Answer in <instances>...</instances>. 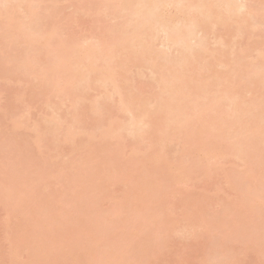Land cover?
I'll return each mask as SVG.
<instances>
[{
	"label": "rangeland",
	"instance_id": "obj_1",
	"mask_svg": "<svg viewBox=\"0 0 264 264\" xmlns=\"http://www.w3.org/2000/svg\"><path fill=\"white\" fill-rule=\"evenodd\" d=\"M36 1L37 12L45 8L40 13L43 22L39 23L48 38L44 42L36 38L41 45L47 43V46L43 44L44 47L36 39L24 42V36L16 28L20 25L11 26L12 20H16L15 23L23 20L19 18H24L26 10L19 12L20 9H27V4L25 7L23 0H0V5L5 2L9 4L5 7L10 6L6 7L4 15L10 18L9 21L5 18V23L0 22V264H264V144L257 143V138H251L242 147L243 152L235 156L232 147H225L224 143L235 142L233 134L229 141L225 136L229 130H236L237 125H230L229 119V125H220L223 133L219 131L216 134L213 130L215 135H212L208 133L209 128H213V125L210 126L212 121L206 117L211 111H214L212 115L216 113L220 116L218 112L226 110L228 102L224 100L225 96H239L238 102L243 105L264 101L259 85L238 86L240 78L233 74L239 69L235 66L237 63L246 66L251 59L255 64L264 60V0H250L251 4H257H252L257 10H261L257 14L259 20L254 19V22L261 23L259 29L258 26L251 29L254 23L251 18L246 24L251 23L252 26L242 31L244 22L239 21H244V13L239 16L243 17L242 20L236 16L234 20L237 22L230 21L231 24L226 27L218 23L224 28L218 27L214 32H210L212 28L209 25V33L204 32L208 52H203L202 58L194 54L199 61L192 63L193 66L185 65L182 73L174 76L177 79L184 74V81L191 79L192 84V78L203 74L199 84L201 90L198 96L192 95L191 99L199 103L192 107L193 114H197L198 119L205 116L204 122L203 119L193 120L195 116L190 112L191 106L185 104L190 95L181 106V109H190L186 112L193 115L190 123L187 121L191 115H185L188 120L179 125L173 124L163 114L151 112L152 96L159 91L150 80L151 63L153 60L159 62L158 74L173 73L169 59L173 55L175 58L177 51L171 50V45L166 42L160 44L159 40V44L150 49L129 45L125 50H119L113 63H116L117 75L123 72L117 82L122 88L121 93L126 98L132 96L149 100L152 105L148 106L152 109L147 111L148 117L144 122H150V126L143 130H146L143 139L134 142L130 135L128 137L123 133L125 140H120L119 144H114L115 140H112L114 145H111L110 138L104 139L108 140L107 143L95 140L86 145V139H82L86 135L83 136L80 131L90 129L87 132L94 133L91 129L97 125L94 121L97 118L90 115L88 108L92 101L88 103V100L94 102L102 89H87V93L82 90L84 94L75 96L78 92L73 94L74 85L62 80L59 84L61 88L58 87L63 88L65 95L63 91L56 95L53 86H44L52 76H49L50 73L45 72L47 76L43 73L41 76L40 71V74L36 72L38 79H34V74L31 77L32 72L27 74L24 69L28 65H32L29 69L32 71L48 69L45 67L53 57L55 44L60 43H56L58 41L63 45L78 43L81 45L80 52L84 54L82 48L110 39L111 33L120 31L121 17H117L118 22H115V15L112 17L110 14H113L109 13L113 11L112 4L104 0ZM250 2L246 1L248 5H251ZM168 10L165 11H173L172 8ZM18 19L20 21L17 22ZM0 20L3 22L4 19L1 17ZM232 22L241 24L242 34L238 33L239 28L236 30L238 25ZM201 36L202 33L196 37L200 39ZM218 38L223 45H220V40L215 45L214 41ZM37 45L43 50L40 48L39 51ZM190 45L193 48L194 44ZM25 49L31 52L27 53ZM31 49L36 50L32 53ZM149 50L158 56H146L145 52ZM239 51L245 52L247 57L237 58L242 54ZM259 51L260 55L257 54ZM211 52H214L213 57ZM163 54L167 55H164L166 58L159 57ZM15 59L26 64V68L19 69ZM43 77L46 81L41 80ZM222 77L226 82H220ZM65 90L71 94H66ZM202 95L206 99L203 105L199 102ZM79 96H82L81 102L79 100L76 106H71L70 103ZM83 96L86 97L84 101L88 100L84 102ZM118 99L116 95L114 103L111 105L110 102L113 111L109 106L111 113H107L104 119L107 129L110 125L117 126L116 118H128L123 113H117L115 104ZM59 103L65 104H61L60 115L67 114L64 120L70 118H67L66 125L63 124V129L54 132L55 136L52 134L55 138L51 139V133L48 135L39 131L42 127L44 129L43 122L51 113L47 105L57 108ZM174 106L170 108L177 109ZM207 106L215 110L203 113ZM261 109L264 111V105ZM68 110L70 115L66 113ZM258 111L254 110L256 114ZM82 113L79 122L84 121L85 124L78 126L79 131L75 129L78 135L82 133L79 135L81 138L76 134L74 142L59 138L72 124L71 115ZM258 118L255 115L251 119V133H258V126H254L255 122L259 123ZM58 139L62 141L58 142ZM81 139L86 146L81 144ZM147 140L162 144L161 155L154 162H149L153 159H148L149 155L145 159L142 153L147 150L148 144L150 147ZM203 146L213 149L215 156L210 159L203 156L200 153L205 150ZM149 152L151 154L150 150L147 154ZM156 162L158 166L152 164Z\"/></svg>",
	"mask_w": 264,
	"mask_h": 264
},
{
	"label": "bare ground",
	"instance_id": "obj_2",
	"mask_svg": "<svg viewBox=\"0 0 264 264\" xmlns=\"http://www.w3.org/2000/svg\"><path fill=\"white\" fill-rule=\"evenodd\" d=\"M104 1L110 2L112 4L113 8L111 10H113V11H110L109 13H112L113 15L110 14V16L114 17V15H115V19L117 17L118 18L121 17L119 19L121 21V22L119 21V24L121 26V28H120L121 30L114 32V33H111L109 37L107 36L108 38L111 37L110 39L106 38L107 40L105 39L102 42L99 41L97 44H94V46H91L89 48L88 47L82 48L81 51L84 50L85 55L80 52V48H81L80 44L74 42L75 44L71 43V45H69V44L63 45L64 43L62 44L61 41H58L56 43H59V42L60 43L58 45L55 44L56 47H54V50H53V53H54L52 55L53 57H51L50 61L47 62V66L45 68L48 67V69H45V70H37V71L29 70L32 68V65H28L29 67L26 68V66H25L26 64L24 65L21 60L18 61L17 59H15L17 66L19 65L18 66L19 69L26 68V69H24L26 71H24V70L23 71L27 74H30L32 72L30 74V76L32 74H34V75H32L33 77H35L34 79H36V78L38 79V77H36V76H37V74H40V72H41V76H42V73L43 74L45 72L50 73L49 76H51V75L52 76L49 77L50 78L49 82L46 83L45 85H44V83H45L44 82L43 85L45 87L53 86L52 89L54 92H56L55 93L56 95H60V93L64 92L63 88L59 89V87H58V86H60L59 84L62 80L66 81L68 84L70 83V84L74 85L75 89H73L74 93L73 92L72 93L75 94L76 92H78V94H75V96L84 94V93H82V90L86 91V93H87L88 92L87 89L93 90L95 87L96 88L94 90H96L97 88H98V90L99 89L103 90V91L102 90L100 91V92H102L99 94L100 96L99 95L96 96V98H98V97L99 98L98 99L95 98L94 102H93V100H88V98L85 100V101L88 100V103L90 101H92L89 103V105L91 103L92 104H91V107L88 108V111H90L91 114L90 113L89 114L91 116H96L95 118H97L96 120H94L95 122L97 121L96 122L97 125H95V127H93V129H91L94 132L93 134L91 132H89V133L87 132L90 129H88L86 131H85V129H84V131H82V129L80 130L83 133V136H84V134L87 136V137L85 136L84 138L82 137L83 140L84 139L87 140L88 143L86 142V140L84 141L86 143V145H88L90 143V141L94 142L95 140H99L100 142L101 141L106 142V141H108V140L104 141V139H106V138L107 139L110 138L109 140H111L110 141L111 145H114L116 143L119 144L120 140H121V142H123V139L125 140V138H123L124 136H122L123 133H125L126 136H128V137L131 136V138H133L132 141L136 142V140H137V142H138L139 139L144 138V134H145L144 132L150 126V122H144V121L148 117L147 111L152 109V106H153L154 110L152 109L151 112L153 114H157V115L163 114L166 119L167 118L171 119L173 124L182 125L184 120L187 121L188 120L187 118H189L190 115H191V117L189 118L190 121L189 120L187 121L188 123H190L196 119L197 120L203 119V122H204V120L206 121L205 118L208 116L210 119L207 117V120L210 122L212 121V123L209 122L210 126L213 125V128L212 127L209 128L208 133L209 134L211 133L212 135L213 134L215 135V133L217 134V132L219 133V131L222 130L221 126H223L225 124L229 125V122H230V125L231 124L233 125V123L236 124L237 126L236 125H234V126H236L237 129L234 131L229 130L230 134L227 133L225 136L226 139L228 138L227 141H229V139L232 138L231 134H233V138H235L234 139L235 142L233 144H229V142H226L225 141L226 139H224V141L226 143V144L224 143L225 147H227V146L232 147L231 151L235 152V154H236L235 156H238L241 152H243L242 147L245 145V143L249 139L251 140V138H257L259 140L257 143L264 144V138H263V136H264V130H263L264 129V111L261 109V107L264 105V101H261V102L255 101V103L250 102V104L246 103L243 105V104H241L240 101L238 102L239 96H235V97L234 96L233 97L225 96L224 100L226 102H228L227 103L228 109L227 108H225V109L229 113L226 110H222L223 107H221V110L224 111L223 112L224 114L222 113V111H220V112H218V113H220V116H219V114L217 115L216 113H214L215 115H212L211 113H213L214 111H211V110H215L214 107H212L213 109L212 108L210 109V107L207 106L209 109L208 108H207L208 110L203 109V113L207 112V111L209 112V110H210L211 111V113L209 112L210 115H206V117L204 116V117H200V119H198L199 117H196L198 115L195 112L194 113L196 115L193 114L192 107L198 106L199 103H198V100L196 101L193 98L191 99V96L195 95V94H197V96H198V94H199L198 92L201 90V88L199 87L200 79L203 78V76H202L203 74H201V75L198 74V77L195 79L192 78V82H193L192 84L190 81L191 79L186 80V81H190L189 83L184 81V74L181 77L177 76L178 77L177 79L174 78L175 75H180L182 73L185 65L193 66L192 63L199 61V59H197L198 57L199 58L203 57V52L204 53L208 52V47H206V45H208V43L205 44L206 43V39H205L206 37L204 35L206 33L204 34V32L206 31L207 33H209L208 31L211 30L209 28L210 26L213 30V31L211 30L210 32H214L216 28L218 29V27H220V25H223L226 27L227 24H231L230 21H236L237 22V20H234V18L237 19L236 16H238V18H239V16L242 15L243 13L246 14L245 19H243V17L239 18L240 20H242V19L244 20V21H239L240 23L244 22L243 29L245 27H246L245 29H248L249 26L250 27L252 26V25H250L251 23L246 24V23H248L247 21L252 20V19H253V22H254V19L259 20L257 14L261 10H257L254 7L256 4L255 2H253L255 4L252 5L253 3L251 4L250 0H104ZM246 1H249L251 5H248V3H246ZM23 2H24L23 4H25V3L27 4V9L25 8V9H23L24 10L23 11L22 9L19 8L21 10L19 13H21V12L23 13L26 10V12H25L26 15L24 14V18H23V16L19 18V19H21V18L23 19L20 23L18 22V21H20L19 19L17 20L18 23L14 22L16 20H12L13 22L10 20L12 22V23L10 22L11 26H12V24H13V27H16L15 26L16 24L20 25L19 27H16V28L18 30H20V32L24 36V37H22L23 39H25L24 42L30 41L31 39L35 40L36 38L40 42L46 41L47 40L46 38H48V37L45 35L44 30H42L43 26L41 24L43 22L42 21L43 18L40 14L42 11L45 10V8H43L44 9L43 10L42 7L40 6L41 5V3H40L39 6H40V9H42V11L39 10L37 7V9L40 11V12H37L36 6H38V5H36V3H38V1H36V0H30V1L29 0H26V1L23 0ZM6 4H8V3H6ZM6 4L4 2V4H2V5L4 6ZM17 4H18V2H17ZM26 4H25V7H26ZM2 5H0V7H1L0 9L1 10L5 9V10H3L4 12L0 10L1 11L0 15L3 14L2 16H0V18L2 17V20L3 19L4 20H3V22L0 20V22L3 24V23H5V18L8 21L10 19L9 17L4 16V15H6L5 14V11H7L6 9L9 8L10 6L9 7L6 6L7 8L4 6L5 8H3ZM169 8H170V11H171V8L173 11L168 12ZM166 9L168 10L167 11L168 13L165 11ZM263 10H262V12H263ZM116 11L120 12V14H122V16H119L120 14L117 13ZM6 13H9V12H6ZM170 13H171V15L169 16ZM117 14H119V15L116 16ZM10 15H12V14H10ZM41 18H42V20H41ZM208 18H210V19H208ZM213 18H215V19H213ZM216 18H218L219 20L221 19V21H219L218 19L216 20ZM117 20L118 19H116L114 21L118 22ZM39 21H41V24L39 23ZM213 22H215L216 24L215 23L213 24ZM239 22H238V24L235 22L234 23L232 22L234 25L235 24L238 25L236 27V30H237V28L241 27V24L239 26ZM256 22H258V21H255L253 23V26L251 27L252 30L256 29V26H258L257 29H259V27H261V23L259 24ZM116 24H118V23H116ZM224 24H226V25H224ZM215 25L217 27H215ZM246 25H248V26H246ZM223 26H221L220 28H224ZM253 27H255V28H253ZM245 29L242 30V28H241L240 30H237V31L239 33L241 30L245 31ZM42 32H44V33H42ZM198 32L200 34L202 33L203 36H201V37H203V38L200 37V39H203V40H200L199 38L196 37V36H198V37L200 36V34ZM241 32H240V34H242ZM42 35H44L45 37ZM43 37H44V40H42ZM37 39H36V42H38V44H39L40 42ZM219 40H220V42H219ZM191 41H194V42L191 43ZM195 41H197V43ZM221 41L222 40L220 38H218L214 41V43L216 42L215 45L219 44V43H220V45H223V44H221V43H223ZM24 42L22 44H25ZM158 42H160V44L166 42L165 44L168 43L169 46L171 45V50L173 49L174 51H177L175 58L173 57L174 56L173 55L172 56L173 60L169 59V61H170L169 66H170V68L173 69L174 72L173 73L160 72L158 74L157 73V71H158L157 66H158L159 62L158 61L155 62L153 60L151 63L152 69L150 70V73L152 76L150 77V80L153 81L154 84L156 85V86L154 85V87L159 90L158 93H156L154 96H152L153 101L151 103L153 105L150 102H148L149 100L147 101L144 99H137V98H134L132 96L130 98L124 97V95L121 93L122 92L121 86H119V84H117L118 80L121 78V76H123V72H121L122 74L117 75L116 63H113L114 62L113 60H115L118 51L123 50V49L125 50L129 45H132V46L137 47V48H143V47L152 48V46H155L156 43L159 44ZM189 42L191 43V45L194 44V46L193 45L191 46L189 44ZM45 43H43V44L47 46V43L46 44ZM43 44L41 45V43H40V45L44 47ZM40 45L39 46L37 45L39 48V51H41V49L43 50V48L40 47ZM188 45H190L193 48H190ZM169 46H167V48ZM167 48H165V49H167ZM194 48H196L195 50L198 53L195 52V50H193ZM205 48L207 50H205ZM199 49H200V51H199ZM31 50L33 53V52H35L34 50H36V49H34V50L31 49ZM191 50L193 51V53H191L192 52ZM29 51L30 50H28V51L26 50L27 53H29ZM189 51H191V52H189ZM241 51H243V49ZM241 51H239V52L242 53ZM0 53H2V51ZM172 53H173V51H172ZM190 53H191V55H190ZM213 53L211 55L212 57H213ZM244 53L241 54L242 56L237 55L238 57L237 56L236 57L237 58L240 57V59H242L241 57L246 56V54H244ZM259 53H260V51L257 54H259ZM194 54L197 55V58H196V56H194ZM232 54L234 56L235 53L232 52L231 55ZM75 55L76 56L78 55V57L81 56L80 59L78 57H76ZM145 55L150 56V57L158 56L153 51H150V50H149V52L146 51ZM164 55L165 54L159 55V57L166 58L165 56H167V55H165V56ZM215 55L216 54H214V57H215ZM146 59L148 60L149 58H146ZM129 60L132 61V58H129ZM129 60L127 59L126 62H128ZM10 61H8V62H10ZM253 61L251 59L248 62L247 65L251 64V62H252V64H251L252 66L249 65V67L246 64H245L246 66H244V64H242V63H241L242 67L238 63L235 65V66H238L239 69H236L233 74L234 75L236 74L240 78V81L236 85H238V86H241V85H245V86L246 85H250V86L259 85L262 88V89L260 88L261 93L264 94V60H262L263 62L260 61L259 64L256 62L257 65L254 63L255 61L254 62ZM222 64H221V66L226 67L225 65H222ZM254 64H255V66H254ZM20 66H21V68H20ZM174 66H176L177 68H175ZM27 70H29V72ZM36 72H37V74H35ZM93 73H95V76H93ZM47 74L46 75L44 74V75L47 76ZM201 76H202V78H201ZM43 78L42 79L40 78V79L46 81V79H45L46 77L44 79ZM174 79H175L176 83L174 82ZM222 79H224V81H221ZM221 80H220V82H223V83L226 82V79L223 77L221 78ZM178 82H179V84H178ZM180 82H181V85H180ZM182 82H185V83H182ZM219 83H218V85L223 84V83H221V84H219ZM176 85L179 87H176ZM99 87H101V88H99ZM60 88H61V86H60ZM203 91L205 92V90H203ZM67 93H69L68 95L71 94V92L66 91V94ZM63 95H65V92L63 93ZM116 95H117V97H119V99L117 100L118 104L115 102L116 103L115 105L117 106L116 109L118 110L117 113H121V114L123 113L124 116L127 115L128 118L121 117L122 120H120V119L115 117L116 122H118L117 126L112 127L108 123L110 125V127H108L109 129H107V127L105 128V125H104V119H105V116H107L108 114L111 113V111L109 113L110 107H111V110L113 111L112 106H110V102H111V105L114 103L112 101H113V97ZM205 95L206 94L204 93V96ZM188 96L190 97V99H188L189 101L187 100ZM81 97L82 96L75 97L76 98L75 100H77V101L74 100L71 102V100H70L71 103L70 102L69 103L71 104V106H73L74 104H75L74 106H76L77 105L76 103L79 100H80L79 102H81ZM66 98H68V96H66ZM84 98H86V97L83 96L82 100ZM203 98H204L203 95L201 98H199V102L202 105H203V100H206ZM205 98H206V96H205ZM183 99H185V100L182 101ZM62 100H63V98H62ZM62 100L60 102H62ZM68 100L69 99H65V101H68ZM190 100H192V101H190ZM184 102L186 105L188 104L189 107L191 106V108H190L191 111L189 108H188L189 110L188 109H181L183 107L182 103H184ZM191 102H193L194 104L192 103L190 105ZM242 103H245V102L242 101ZM59 104H60V107L58 104H56L57 108L56 107L51 108L52 106H54L52 104H50L51 107H49V104L47 105L49 112H51L52 114L51 113H50V115L48 114V118H46L43 122L44 129L42 127V130H40L39 133L43 131L42 132L43 134L45 133V134L49 135V133H51L50 135H52L54 132L56 133V131L61 130V128L63 127V124H65V125L67 124L66 121H67L68 117L65 120L63 118H65V116H67L66 113H68L69 110L66 111V113H65L66 115L62 114L63 115V117H62V115H60L61 113H59V111H61V110H59V109L62 108L65 104L64 105H63V103H59ZM149 104L152 105L151 108H149V106H150ZM173 104H175L176 106H174ZM180 104H182V105H180ZM179 105H180V107H178ZM188 105H187V107H188ZM71 106L69 105V107H71ZM171 106H174L177 109H175L173 107L170 108ZM244 106H246V107L248 106L249 108H244ZM52 109H54V110H52ZM66 109H71V108L66 107ZM253 109L259 110L258 114H256ZM50 110H52V111H50ZM166 110L167 111L169 110L168 111L169 114L167 113ZM183 110H185V111H183ZM187 110L192 112V114L195 116L194 117L195 119H193V117H192L193 115L190 112L186 113V112H188ZM176 111H177V113H174ZM74 112L76 113V109ZM69 113H71V112H69ZM227 114H228V116H227ZM82 115H83V113L77 114L74 116L71 115V117H73L71 120L72 124L69 127H67V129H65V131L63 130L64 135L61 134L62 136L60 135V137H59V135H58V137L61 139L67 138L66 140H70V141L74 142L76 135L78 137H79V135H82V133H80V132H79L80 134L78 135V133L75 130V129H77V131H79L78 126H80L81 123H84V121L79 122L80 121L79 118L82 119V117H79V116H82ZM185 115H188L189 117L185 116ZM255 115L259 116V118H258L259 123H256V122L254 123V126L255 125L258 126V133H256V132L251 133L250 132V130H251L250 127H251V123H252L251 119ZM222 116H227V117L224 118ZM213 117L214 118L217 117V118L214 119ZM218 117L220 118V120L218 119ZM69 118H70V116H69ZM229 119H231L233 121H231V120L229 121ZM181 122H182V124H181ZM166 123H168V120H166ZM184 124H186V123H184ZM146 127H147V129H146ZM83 128H85V127L83 126ZM203 128H205V127H203ZM228 128H229V126H228ZM144 129H146V130L143 131ZM96 130L100 133V134H98V137H100L101 140L98 137L97 138L95 137V135L98 133ZM199 130H201V129H199ZM213 130H215L216 132L214 131L215 133H213ZM260 130H263V132H260ZM95 131H96V134H95ZM207 131H208V129H207ZM220 132L223 133L224 131H220ZM53 135L51 136V139H52V137L55 138L54 137L55 135L54 136ZM63 136H66V137H63ZM68 137H70V139H68ZM79 138H81V137H79ZM82 139H81V141H82L81 144L84 143ZM112 140L119 141V142H115V141L113 142ZM61 141L62 140H59L58 142H61ZM110 142H108V145L110 144ZM148 142L150 143V141H148ZM83 145H82V147L86 146V145H84V146ZM161 146H162V144L160 142H156V143L151 142L150 143L151 148L149 147V144H148V146H146L147 150H145V152L144 151L142 152L145 154V155L143 154V156L147 157L149 155L148 159L149 158L153 159V160L149 159L148 160L149 162L150 161L154 162V160L156 161L157 156L159 157V155H161L160 154L162 152ZM250 146H252V144ZM203 147L205 148V150L202 149V151H200V153L201 152L203 153V156L205 155L208 158L215 156V153H214L215 151H213V149H209V148L207 149V147H205V146H203ZM206 149L209 151H207ZM149 150L151 151V154H150V152H149V154H147V152ZM151 155H152V157H150ZM247 156H250V155H247ZM146 157H145V159H147ZM203 158L205 160H207L205 157H203ZM251 158H252V156H251ZM159 161L160 160H158V162ZM152 164L156 165L157 162L152 163ZM157 166H158V164H157ZM33 174H35V173H33Z\"/></svg>",
	"mask_w": 264,
	"mask_h": 264
}]
</instances>
